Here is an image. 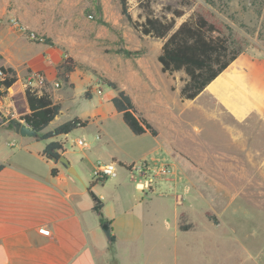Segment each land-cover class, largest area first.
I'll return each mask as SVG.
<instances>
[{
  "label": "rangeland",
  "instance_id": "1",
  "mask_svg": "<svg viewBox=\"0 0 264 264\" xmlns=\"http://www.w3.org/2000/svg\"><path fill=\"white\" fill-rule=\"evenodd\" d=\"M199 3L219 20L246 34L250 45L245 52L264 53V33L260 29L264 0H193L187 6L177 0H150L151 9L158 16L170 17L165 10L167 6L182 10L184 14L176 19V26ZM128 11L133 20H144L136 1L128 3ZM0 16L18 18L34 32L35 39H30L6 31L24 58L41 50L61 63L70 59L75 78L87 80L84 88L76 80L75 98L62 103L55 123L73 119L82 106L100 98L99 90L106 93L108 84L113 83L130 92L137 109L146 111L150 124L161 130L157 139L148 133L135 136L117 113L105 124L113 149L119 151L124 161H132L128 165L144 163L150 170L168 166L171 172L167 177L155 179L167 180L170 186H163L151 197L152 206L147 212L137 208L133 224L127 223L128 231L132 226L145 232L143 248L137 252L139 262L127 250L112 259V264H264V187H234L232 172L218 169V154L222 150H237L230 145L228 131L217 122L207 121L198 104L179 99L176 87L186 79L184 73L161 72L157 57L164 40L137 33L121 15L118 0H0ZM141 87L147 89L149 98ZM71 88L64 85L62 90L67 93ZM83 92L92 94V99L85 98ZM158 93L160 100L180 117L181 128L171 138L155 120L153 105L159 102ZM74 131L56 138L74 152L78 149L74 144L76 136L92 148L97 143V134L101 135L95 125ZM118 165L115 164L117 169ZM129 172L124 175L127 183L134 185L141 181L137 173ZM110 178L98 182L94 178L92 182L101 184ZM114 189L112 183L105 188L106 199L120 198L131 204L139 197L129 187L119 188L118 193ZM183 226H188V230L181 231L179 228Z\"/></svg>",
  "mask_w": 264,
  "mask_h": 264
},
{
  "label": "crops",
  "instance_id": "2",
  "mask_svg": "<svg viewBox=\"0 0 264 264\" xmlns=\"http://www.w3.org/2000/svg\"><path fill=\"white\" fill-rule=\"evenodd\" d=\"M6 31L14 33L6 26L0 28V67L13 69L17 81L0 100V264H112V259L127 250L133 252L139 262L137 252L143 248L145 232L139 231L138 227L134 230L132 226L128 231L127 223L134 220L137 208L142 213L147 212L152 206L151 197L170 184L167 185V180H155L149 190L142 191L140 182L132 185L125 181L124 175L129 171L120 165L112 176H118V179L108 177L110 179L101 184L92 182L98 162L125 165L132 162L124 161L119 151L113 149L105 130V124L116 115L111 103L116 91L108 87V92L99 90L100 98L82 106L75 116L88 120L87 126L95 125L101 134H97V143L92 148L83 139L88 148L77 147V152L69 151L63 140L53 139L62 144V155L75 168L78 178L58 162L49 161L42 155L47 143L43 144L37 137L62 124L55 123L58 116L37 137L16 133L10 121L20 123V118L28 112L23 92L27 85L35 83V73L45 77L53 102L61 106L60 113L62 103L75 98V86L84 88L87 80H77L74 71L67 76L66 83L60 80L56 71L61 64L59 59L41 50L24 58L20 47ZM56 82L60 84L59 88L53 87ZM64 85L72 86V91L63 92ZM181 86L176 87L178 93ZM141 88L149 98L147 89ZM124 91L136 106L131 93ZM88 95L87 99L91 100L92 94ZM157 96L159 102L153 105L157 114L155 120L171 138L172 133L181 128L178 126L180 117L160 100L159 93ZM197 97L190 104H198L207 121L217 122L227 130L230 145L237 150H222L218 154V169L232 172L234 187H264V53L240 54ZM76 105L80 104L76 102ZM141 113L150 123L146 111ZM153 127L161 132L157 126ZM158 137L159 134L154 138ZM77 139L81 138L76 136L74 140ZM52 169L57 170L55 176L51 174ZM111 183L115 188L113 192L129 187L139 194L138 199L131 204L120 198L106 199L105 188ZM98 204L101 207L96 211ZM176 215L174 207V222ZM103 225L108 226L107 230L102 229ZM41 229L48 230L49 234H42ZM111 238L114 240L110 241Z\"/></svg>",
  "mask_w": 264,
  "mask_h": 264
},
{
  "label": "trees",
  "instance_id": "3",
  "mask_svg": "<svg viewBox=\"0 0 264 264\" xmlns=\"http://www.w3.org/2000/svg\"><path fill=\"white\" fill-rule=\"evenodd\" d=\"M132 0H118L121 15L128 21L130 26L140 35L155 39L164 40L160 49L157 61L160 64L162 73L173 74L183 72L186 79L180 90L179 99L181 101L194 100L232 61L250 45V40L238 31L234 26L219 20L204 5L197 4V8L188 16L186 20L176 26V19L184 13L182 10L166 7V12L170 15L158 16L151 9L150 0H133L138 3L142 10L144 20L142 22L133 20L129 11L128 3ZM182 6L190 5L193 0H177ZM261 13V12H259ZM264 33V13L260 26ZM5 73V78L0 81V100L8 93L17 81L16 73L11 68L0 67ZM57 77L65 83L68 75L74 71L72 61L66 59L56 67ZM108 88L116 91V95L111 99L116 113L120 114L124 124L135 136L148 133L152 137L158 135L157 130L148 122L143 114L136 108L131 97L122 89H118L115 84L109 83ZM88 92L85 97L88 98ZM23 99L27 105L28 112L20 118L24 123L37 133L47 127L50 122L59 115L61 106L54 103L49 91L42 90L40 93L36 88L27 86L23 92ZM88 120L73 118L66 121L52 131L40 134L37 139L48 142L42 155L45 159L57 162L63 153V146L55 141L59 136H65L78 128H85ZM14 127L20 123L11 120ZM123 166L130 171L133 164ZM2 166H0V169ZM56 169L51 170L55 176ZM101 204L95 208L96 211ZM208 219H212L209 214ZM101 223L104 220L100 217ZM181 231L188 230V226L179 228ZM114 239L111 238L110 241Z\"/></svg>",
  "mask_w": 264,
  "mask_h": 264
},
{
  "label": "built area",
  "instance_id": "4",
  "mask_svg": "<svg viewBox=\"0 0 264 264\" xmlns=\"http://www.w3.org/2000/svg\"><path fill=\"white\" fill-rule=\"evenodd\" d=\"M6 26L11 32H14L21 36H28L30 39H35V34L32 32L27 25H25L20 19L15 17H9L7 19H3L0 17V28ZM5 78V73L0 68V81ZM34 84L27 85L33 88H36L40 93L42 90L47 91L49 86L46 82L43 74L37 72L34 74ZM26 86V87H27ZM54 88H59V83L53 84ZM21 124H25L24 121L20 120ZM75 144L79 148H88L86 142L83 139H77ZM131 172L137 173L142 179L139 183V189L142 191H147L151 188L152 183L156 178H164L170 175V169L168 166L160 168L158 170H150L149 166L146 164L133 165ZM116 173L115 163H101L98 162L95 166L94 170V178L98 180H103L107 177H112ZM40 232L42 234L48 235V230L41 229Z\"/></svg>",
  "mask_w": 264,
  "mask_h": 264
},
{
  "label": "water",
  "instance_id": "5",
  "mask_svg": "<svg viewBox=\"0 0 264 264\" xmlns=\"http://www.w3.org/2000/svg\"><path fill=\"white\" fill-rule=\"evenodd\" d=\"M16 133L20 134L21 136H28V137H37L38 133L34 130H32L30 127H28L26 124H19L15 127ZM59 164H61L64 168L68 170L69 173L74 175L75 177L78 178V175L74 168L71 166L70 162L65 156H60L59 159L57 160ZM108 226L103 225L102 229L107 230Z\"/></svg>",
  "mask_w": 264,
  "mask_h": 264
}]
</instances>
